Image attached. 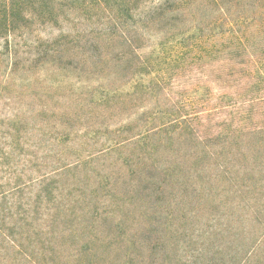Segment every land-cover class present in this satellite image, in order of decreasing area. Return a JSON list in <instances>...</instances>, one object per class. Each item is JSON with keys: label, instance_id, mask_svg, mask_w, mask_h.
<instances>
[{"label": "trees", "instance_id": "1", "mask_svg": "<svg viewBox=\"0 0 264 264\" xmlns=\"http://www.w3.org/2000/svg\"><path fill=\"white\" fill-rule=\"evenodd\" d=\"M120 1L123 17L109 20L114 29L94 33L61 27L49 51H55L60 66L74 65L79 74L111 65L130 70L138 66L130 55L166 21L189 23L190 40L214 50L264 45V0H153L143 8L145 0ZM4 2L0 39L36 23L63 26L64 14L87 4ZM119 20L125 22L122 27ZM258 63L241 71L252 75L243 91L225 96L235 101L229 111L222 102L211 103L213 96L203 92L208 84L199 77L137 84L132 102L150 105L141 107L129 126L117 125L129 103L117 100L121 87L98 84L89 101L91 107L99 101L98 125L76 132L82 137L76 142H67V136L56 150L54 169L14 185L12 202L0 207V234L33 264H38L36 255L44 254L45 260L54 255L53 241L61 237L79 240L84 252L75 257L84 264L93 259L106 264H264V123L238 101L264 81ZM175 83L182 90H175ZM78 118L86 120L79 113ZM34 188L37 195L25 199ZM5 196L0 193V201ZM8 220L14 228L5 229ZM33 237L44 241L42 254L32 245ZM96 247L103 250L92 255L89 250Z\"/></svg>", "mask_w": 264, "mask_h": 264}, {"label": "rangeland", "instance_id": "2", "mask_svg": "<svg viewBox=\"0 0 264 264\" xmlns=\"http://www.w3.org/2000/svg\"><path fill=\"white\" fill-rule=\"evenodd\" d=\"M4 1L0 0V12ZM82 1L87 4L75 5L69 13L61 16L64 19L63 26L50 27L36 23L16 30L8 39H0V193L6 192L5 198L0 201L1 208L5 203L12 202V198L8 199L13 194L9 193L15 184L54 169L58 157L56 150L67 136V142H76L82 138L77 137L76 132L88 125H98L95 109L99 101H94L93 107L89 106L90 93L98 84L105 86L109 81L110 85L115 83L121 87L116 98L120 101L119 98L123 97L129 103L123 105L117 125L129 126L134 124L135 116L142 113L141 107L150 105L149 102H132L137 84L150 85L162 77L171 78L173 82L177 77L180 81H193L199 77L208 84L207 90L203 88V92L213 96L211 103L215 105L222 102L225 111H229L230 104L235 101L231 102L225 96L229 94L232 97L251 82L252 75H244L241 71L246 66L250 68L253 61H259L261 64L258 65L264 71V45L218 47L214 50L190 40L189 23L166 21L168 25L164 29L155 28L147 40L141 42V49L135 55H130L137 67L119 71L111 65L100 72L85 68L84 73L79 74L74 65L64 63L60 66L55 51L54 54L49 52L54 47V39L60 35L61 27L66 31L74 29L95 33L114 29L109 20L123 17L119 7L123 2L120 0H79ZM151 1L145 0L141 7L148 6ZM124 20L130 24L134 21L131 18ZM122 21L119 20L118 26L122 27L125 23ZM207 50L214 52L209 53ZM238 63L243 66H236ZM128 79L131 82L123 85ZM174 88L182 90L176 83ZM238 101L260 115L259 119L264 123V81L254 85L248 95ZM78 113L86 120H80ZM90 138L94 139L93 135ZM92 150L98 153L100 145ZM37 193L35 188L30 189L24 193L25 199H32ZM12 221L6 222L5 229L14 228ZM42 236L44 240L45 235ZM33 238L32 245L37 250L41 249L42 254L44 241ZM23 239L29 245V240ZM53 243L56 245L55 254L50 252L46 260L44 254L36 255L34 260L38 264H84L75 257L84 252L79 240L61 237ZM93 249L94 252L89 250L92 255L103 250L99 252V247ZM88 258H92L90 253ZM32 262L18 253L13 244L0 234V264ZM90 264L106 263L93 259Z\"/></svg>", "mask_w": 264, "mask_h": 264}]
</instances>
